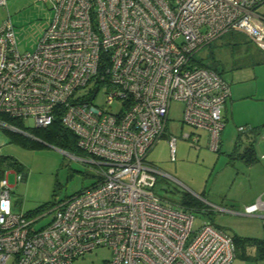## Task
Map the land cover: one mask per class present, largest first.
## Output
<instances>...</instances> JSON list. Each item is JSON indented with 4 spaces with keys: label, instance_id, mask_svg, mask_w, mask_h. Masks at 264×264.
Returning <instances> with one entry per match:
<instances>
[{
    "label": "built area",
    "instance_id": "obj_1",
    "mask_svg": "<svg viewBox=\"0 0 264 264\" xmlns=\"http://www.w3.org/2000/svg\"><path fill=\"white\" fill-rule=\"evenodd\" d=\"M53 15L32 51L18 49L10 17L0 24V128L31 135L57 116L76 136L96 180L35 214L15 213L0 178V264H71L98 246L106 264H232L231 234L154 191L161 173L146 155L163 136L172 101L182 137L220 148L229 84L195 53L228 32L264 51V0H43ZM5 7V0H0ZM102 93L103 102L96 99ZM240 132L250 128L239 126ZM176 141L169 135L171 161ZM261 159L264 160V154ZM23 174L15 173L16 182ZM264 210V199L244 209ZM45 220V221H44Z\"/></svg>",
    "mask_w": 264,
    "mask_h": 264
},
{
    "label": "rangeland",
    "instance_id": "obj_2",
    "mask_svg": "<svg viewBox=\"0 0 264 264\" xmlns=\"http://www.w3.org/2000/svg\"><path fill=\"white\" fill-rule=\"evenodd\" d=\"M256 10L264 14V3ZM53 11L43 0H6V8L0 7V22L10 17L15 39L21 52L32 51L50 23ZM225 33L202 47L195 59L212 57L231 95L223 108V145L218 151L206 145V131L199 130L201 140L193 145L182 137L191 128L181 123L182 103L172 101L167 127L163 136L154 144L146 159L161 173L157 174L154 191L174 202L186 193L203 203V208H190L195 216V226L202 220L219 225L223 231L242 236L261 237L260 222L264 216L251 217L244 214L249 201L245 164L236 159L242 153L252 131L240 132L239 126L264 130V51L260 50L241 32ZM104 98L100 93L98 104ZM8 129L0 128V178L5 177L12 189V210L28 213L46 207L72 194L90 187L96 180L94 165L72 157L71 152L29 137L37 145L23 146L14 141ZM18 133V132H16ZM257 135V138L259 136ZM174 135L176 157L170 160L167 138ZM256 138V139H257ZM37 140V141H36ZM235 146L234 144H238ZM75 156H79L74 154ZM17 164H11L12 161ZM15 173L23 174L16 182ZM41 207V208H40ZM233 211V212H230ZM45 221V220H44ZM111 249L98 246L71 264H106ZM232 264H264V261H243L235 258Z\"/></svg>",
    "mask_w": 264,
    "mask_h": 264
},
{
    "label": "trees",
    "instance_id": "obj_3",
    "mask_svg": "<svg viewBox=\"0 0 264 264\" xmlns=\"http://www.w3.org/2000/svg\"><path fill=\"white\" fill-rule=\"evenodd\" d=\"M234 33L232 35H238L236 32H231ZM211 60L207 58H199L195 59V62L202 67H206L209 69H212L216 71L219 75L221 73L218 70V67L216 66V61L212 57ZM6 121L14 125L20 129L26 130L32 138L38 139L46 144H51L61 150H67L71 153H74L76 155H81L80 149L77 147L76 144V136L75 134L67 129L61 122L60 118L57 116L49 125L46 127H34V128H27L22 120L16 119V118H10L6 117ZM252 131V136L250 139V145L249 147L246 148L244 152L239 154L241 159H244L246 162H253L255 160L254 155V149L252 145L254 142L257 140V135L259 132L256 130L255 127H250V131ZM12 136L14 141L17 143L23 145V146H30V145H37L39 144L38 142H33L29 139L24 134L21 133H16L12 132ZM37 141V140H36ZM17 164L16 161H12L11 164ZM180 201L177 202L178 204L187 207V208H197L200 210H205L203 208V203L199 201L198 199L194 198L193 196H189L188 194H184L182 199H179ZM41 208V207H40ZM40 209H36L32 212H28L26 214H35L38 212ZM205 212V211H204ZM218 227V226H217ZM262 228H264V225H262ZM234 245H235V257H240L246 260L250 261H264V235L261 237H250V236H242L238 235L236 233L231 234ZM248 247H253L254 248V253L253 254H248L247 253V248Z\"/></svg>",
    "mask_w": 264,
    "mask_h": 264
},
{
    "label": "crops",
    "instance_id": "obj_4",
    "mask_svg": "<svg viewBox=\"0 0 264 264\" xmlns=\"http://www.w3.org/2000/svg\"><path fill=\"white\" fill-rule=\"evenodd\" d=\"M5 3H6V0H5ZM4 8H6V6ZM1 23L2 22H0V24ZM13 29H14V26H13ZM14 33H15V30H14ZM223 143H224V140H222V134H221L220 148L223 145ZM206 145H207V140H206ZM248 145H250L249 141H247V144L242 152H244L246 148L249 147ZM235 146H239V143L234 144V147ZM252 147L254 149L253 157H255V160L253 162L249 163V162L244 161V159H241L239 156V154H241L240 152H238L237 155H233L235 156L236 159H240L245 164V167H246L245 172H246V179L248 180V182L246 183L244 187H248L249 189L248 196H246V200H249V201L245 204L244 209L246 206L255 203L258 199H264V160L261 159L262 154H264V130L261 131V134H259L257 140L254 142ZM230 212H233V211H230ZM258 215L264 216V210H261L255 214H251L249 216L256 217ZM214 224L219 227V225H217L216 223ZM262 225H264V221L260 222V227L262 229L261 230L262 235H264V228H262ZM247 253L253 254L254 248L248 247ZM235 258H239L240 260H243V261H250V260H246L240 257H235Z\"/></svg>",
    "mask_w": 264,
    "mask_h": 264
}]
</instances>
